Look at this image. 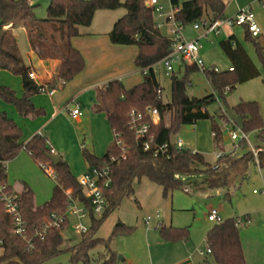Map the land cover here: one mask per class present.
<instances>
[{"label":"trees","instance_id":"1","mask_svg":"<svg viewBox=\"0 0 264 264\" xmlns=\"http://www.w3.org/2000/svg\"><path fill=\"white\" fill-rule=\"evenodd\" d=\"M147 2L148 0H50L46 18L37 19L35 10L38 6L33 4V0H0V72L6 71L20 77L24 88L23 95L19 97L13 89L0 86V100L14 107L20 117H44L46 112L36 108L32 98L59 85L64 88L84 70V57L72 46L71 40L84 35L82 30L92 25L96 12L123 8L125 15L114 23L108 36L113 45L138 48L134 64L143 75L142 83L128 89L120 80H113L98 90L99 110L105 113L111 129L117 135L116 140L122 142V146L114 140L103 158L83 150L84 160L90 169L99 164L110 163L111 184L105 189L108 207L101 217L93 214L85 192L71 173L66 160L58 155L56 157L60 161L53 165L48 138L36 135L24 144L22 129L7 113H0V182L6 181L7 163L22 151L29 153L31 159L39 165H51L56 174L52 196L44 205L36 206L35 194L29 186H25L17 194L30 235L51 213L67 205L66 191H71V195L83 202L90 212L87 233L82 235L78 244L69 249L73 264H94L96 258L91 254L98 247L105 250L99 255L102 264L123 262V258L111 250L110 244L118 237L131 236L136 227L117 222L110 235L104 239L98 237V232L125 200L136 201L134 184L143 179L159 186L163 198L167 199L182 188L184 176L205 175L209 186L219 189L233 186L239 177L247 173L250 165L255 164L264 170V119L258 102L241 100L233 107H220L213 115L209 112V107L218 101L227 105V93L238 85L258 78L261 74L259 68L242 44L235 37H230L220 42V48L231 62V70L206 68L201 71L196 66L184 64L170 75L171 94L169 100L164 101V89L154 66L171 52L174 41L157 28L156 14ZM170 3L179 8L175 20L183 27L203 20L214 22L225 19L226 5L223 0H189L182 3L180 0H170ZM18 24L26 29L30 45L38 57L61 62L57 77L48 84H39L29 77L30 69L24 66L16 41L5 30ZM246 31L247 40L253 44L264 68V48L257 38H253L247 29ZM200 72L212 89L211 94L202 98L190 93L192 76ZM149 108L158 111L160 122L154 125L149 117H144V122L150 124L148 135L153 137V144H168L165 154L155 156L152 151L145 152L142 141H138L130 130L129 114L132 111L145 114ZM227 108H231L243 119L242 130L253 137L254 146L259 149L257 162L244 144L238 148L246 146V152L239 154L234 151L221 155L215 165L209 163L199 152L179 150L176 145H171V136L176 138L182 127L193 126L203 120L211 122L214 142H219L222 132L216 119L227 120ZM112 156L116 158L115 162H110ZM8 192H13L10 186ZM237 222L238 218L225 220L215 224L207 233V249L211 250L209 255L217 264H246L241 229ZM68 225L67 222L62 229H51L44 241L35 240V249L28 251L24 240L14 235L13 219L0 199V264H44L57 257L65 252L62 249V234ZM158 229L166 242H187L190 239V229L187 227L175 228L160 224Z\"/></svg>","mask_w":264,"mask_h":264},{"label":"crops","instance_id":"2","mask_svg":"<svg viewBox=\"0 0 264 264\" xmlns=\"http://www.w3.org/2000/svg\"><path fill=\"white\" fill-rule=\"evenodd\" d=\"M185 1L189 0H181L180 2L182 3ZM223 1L226 5L224 13L225 19L234 17L244 8H249L254 12L256 22L261 28V35L257 38V41L264 48V0ZM161 3L166 11L165 13H169V0H162ZM98 12H96L93 22L95 21ZM115 22L116 20H110L104 24L103 28L100 30L92 32L82 31L84 33L83 36L71 40L72 46L84 57L85 68L73 81L66 84L64 88L57 89L53 96H50L48 93H42L32 98L35 107L43 109L46 112L44 117H20L15 108L6 103L7 106L15 110V114L13 113L10 115L7 110L2 111L7 113L8 116L22 129V141L24 144L28 143L36 135H45L48 138L51 148L55 151V156L59 155L66 160L71 173L76 178L83 177L90 169L84 160L83 150H88L96 157L103 158L106 155L109 146L115 140V134L108 123L105 113L99 110L98 90L104 88L113 80H120L128 89L142 83L143 81L142 73L134 64L135 58L138 55V48L135 46L113 45L110 41L108 34L112 30ZM192 29L194 33L192 38L188 41L196 40L199 42L200 55L206 68H214L217 71H228L232 69L231 62L220 48V42L227 40L230 37H235L252 59L246 48V45L251 42L247 40L248 35L245 27H229L224 25L219 35L207 34L203 27L197 30L194 28ZM5 30L9 31L16 41L24 66L29 68L30 72L35 73V81L37 83L48 84L53 78L57 77L61 62L57 60L41 59L38 57L30 45L26 29L23 25L18 24L10 26L5 28ZM21 37H24L27 42V44H24L25 54L18 42V39H21ZM157 69L158 78L163 72L164 76L169 77L170 79V76L165 75L164 67L162 65L158 66ZM4 73H6V71H1L0 76ZM18 78L20 81L18 82L17 88H12L1 82L0 86H6L13 89L17 95L21 97L24 93V88L22 79L20 77ZM209 88L212 93L210 85ZM198 98L202 97L198 96ZM72 102H75L80 106L81 115L77 118H73L68 110H66V106ZM222 120L224 124H227L226 119ZM193 131L197 134L195 144L196 149L194 152H199L203 155L205 153H212L213 149L210 140L214 137L213 132L211 136H209V139L208 127L205 128L204 126H201V128H198L196 124V127H193ZM183 144L184 148L187 147L185 142H183ZM19 155H28L30 157V154L26 151H22ZM9 163L6 165L7 170ZM252 167L259 168L255 164L250 165L247 173L238 179L242 182L250 179V169ZM259 170L264 171L260 168ZM261 177L262 183H264V176ZM143 180L134 184L135 191L136 186L140 185L141 187ZM5 182L12 188L15 194H19L15 191V187L8 182V174ZM23 185L24 187L29 186L26 182H23ZM144 187L151 188L150 185H145ZM261 192L264 193V185ZM254 194L257 195L259 192L254 190ZM228 197L229 192L225 198ZM260 205L261 203H258V208L252 212L254 213V216L259 217L258 220H254L259 224L253 225L251 218L247 217L248 221L245 219L246 228L241 233L246 264H264V208H260ZM159 207L160 205H158V209H160ZM158 209L152 212L153 214L151 213V215L142 217L141 220L138 219L136 221L137 226H134L136 227V232L133 235L136 237L131 236L134 238L132 239V246L129 253L125 254L121 264H217L211 255H201V249L200 251L198 248L195 249V246L189 245L188 241L176 243L164 241L161 237L158 226L160 224H163L164 226H173L174 217L172 214H170V216L166 215L167 208H165V216H163V214H161L162 212ZM219 216L225 221L220 213ZM254 216L252 215V217ZM148 218H151L149 223H147ZM233 218L237 217H231L228 219ZM174 226L179 225L176 224ZM141 231L143 232L144 242L141 241L140 237L139 239L137 237V234H140ZM99 238L101 237L99 236ZM114 241L115 240L111 242L110 246L112 247L111 250L116 252V250L113 249ZM153 247L157 253L155 256H152ZM136 252L137 254H135ZM146 252L149 254L148 261L146 260Z\"/></svg>","mask_w":264,"mask_h":264},{"label":"rangeland","instance_id":"3","mask_svg":"<svg viewBox=\"0 0 264 264\" xmlns=\"http://www.w3.org/2000/svg\"><path fill=\"white\" fill-rule=\"evenodd\" d=\"M121 1L123 2L124 0ZM49 3L50 0H33V4L38 6L35 10V16L37 19L46 18ZM125 13L126 11L123 8L116 11L102 10L101 12H98L92 25L89 28H84L82 31L92 32L100 30L103 28L104 24L110 20L117 21L123 17ZM155 18L158 23L162 24L160 30L163 35L170 37V31L173 27V23L166 22L164 19H159L157 14ZM183 28V35L185 36L186 40H190L194 33L192 29L193 25ZM18 42L24 53V44H27L26 40L24 37H21V39H18ZM246 48L250 53L252 60L260 69V76L245 84L238 85L232 92L227 93V105L218 101L210 106L209 112L212 115L220 107L224 109L226 106L233 107L241 100H244L258 102L262 117L264 119V68L259 62L253 44H247ZM159 79L164 89L163 99L164 101H168L171 94L170 79L169 77H165L163 72L159 75ZM19 81L20 80L17 76L12 75L9 72H6L0 76V82L7 86H11L12 88H17ZM190 93L196 97H205L207 93H211L208 81L202 72L192 76V87L190 88ZM4 110H7L8 114L10 115L13 113L15 114L14 109L7 106L2 100H0V112ZM216 123L221 129V138L219 142L215 143L212 137L210 143L213 152L210 154H204L206 160L212 165L216 164L219 154L227 155L233 153L234 151L236 153L243 154L248 150L246 146L236 148V145H234L229 138L228 130L230 126L224 124L222 119L217 118ZM201 126H204L205 128L208 127V137L211 136V122L208 120L200 121L197 123V127L201 128ZM193 127H196V125L182 127L176 137L177 139H181L186 143L187 147H185V149L188 148L192 151L196 149L195 144L197 140V134L195 131H193ZM251 140L255 144L253 137H251ZM7 174L8 182L15 187V191L17 193L20 194L24 190L23 182H26L30 188H32V190L35 192V201L37 206H42L50 200L53 189L56 185V181L51 176L47 175L40 165L35 163L28 155H18L14 160H12L11 163H9ZM261 176H264V171L259 170L257 167H252L250 169V179L244 182L237 179L234 185L230 188L219 189L211 188L209 186L208 178L205 175L199 174L193 176H184L182 177V188L176 190L173 195L167 199L163 198L161 194V188L159 186L148 180H143L141 187L140 185L136 186V201L134 199L125 200L120 208L111 214L104 222L98 232V237L100 236L101 238H107L110 235L115 223L118 221H121L127 226H137L136 221L138 219L141 220L142 217L151 215L152 212L158 209V205H160V209L158 210L162 212L161 214L165 216V208H167L166 215L170 216V214H172L174 217V225H179H173L174 227H187L190 229V239L188 244L191 246L194 245L195 249L198 248L199 251L201 249V251L205 252L207 250V244L205 242L207 231L215 225V223H210L208 220V215L212 209L217 210L225 220L231 217H237L241 222L239 224L241 233L246 228L245 219L247 217L251 218L253 225L259 224L254 221L258 220L259 217L254 216V213L252 212L258 208V203H261L260 208H264V193L261 192L263 190L264 183H262ZM79 178L80 177L77 179ZM145 185H150L151 188H145ZM186 188H188L190 193L185 191ZM254 190H257L259 194L255 195ZM228 192L229 197L225 198ZM252 215L254 217H252ZM82 223L87 228L90 227L89 219H84ZM77 224V219L70 216L69 225L64 229L62 234L64 238L62 249L65 250V252H62L57 257L46 261L44 264H73L71 261L72 253L69 251V249L78 244L82 237L75 229ZM133 235L134 234L131 236ZM131 236L118 237L114 239L115 241L113 243V249L116 250V252L119 254V257L124 258L125 254L129 253V250L132 246V239H134ZM137 237L138 239L140 237L141 241L144 242L142 231L140 234H137ZM110 248L112 249L111 246ZM104 251L105 250L102 247H98V249H96V251L91 254L93 258H96L94 264H102V260L99 258V255L103 254ZM1 254L2 250L0 249V255ZM135 254H137V252ZM152 254V256L157 254L154 247L152 248ZM145 255L146 260L148 261L149 254L146 252Z\"/></svg>","mask_w":264,"mask_h":264},{"label":"built area","instance_id":"4","mask_svg":"<svg viewBox=\"0 0 264 264\" xmlns=\"http://www.w3.org/2000/svg\"><path fill=\"white\" fill-rule=\"evenodd\" d=\"M162 0H148V6L151 7L159 19H164L166 22L173 23V27L170 31L171 38L174 43L171 52L158 64L154 66L155 73H158V66L164 67V73L166 76H170L178 67L182 65L196 66L201 71L206 69L204 61L200 55V44L196 40L188 41L183 36V26L175 20L176 13L179 12L178 7H173L169 0V13H165L164 7L161 3ZM226 25L229 27L241 26L245 27L253 38H258L261 35V28L256 22L255 14L249 8H244L238 12L237 15L227 19H217L214 22L203 20L201 23H195L193 28L195 30L203 27L207 34L219 35L222 27ZM162 24L158 23L157 28H161ZM29 77L33 80L36 79L35 73L31 72ZM61 88V85L55 89L47 92L50 96H53L57 89ZM160 93V92H159ZM66 110L73 118H77L80 113L79 104L72 102L66 106ZM149 117L152 124L157 125L160 122L159 113L156 109L149 108L145 114L132 111L129 114L130 130L135 134L138 141H142V147L145 152L152 151L155 156L165 154L168 150V144H153V137H150L149 129L150 124L144 122V117ZM227 125L230 126L228 130L229 138L236 148L239 145L244 144L253 153L254 159L257 162L259 149L255 148L254 143L251 140V136L245 133L242 128L236 126V124L228 117ZM117 135L115 134V140ZM119 146H122V142L116 140ZM175 145L179 150H183L184 144L181 139L175 138ZM51 154L55 156V151L51 148ZM221 154L218 155L219 158ZM115 157H110V162H115ZM40 167L44 172L56 179V174L51 165L41 163ZM81 189L85 192V197L88 199L92 212L95 216L101 217L107 207L108 202L105 197V189L111 184V167L110 163L99 164L96 167H92L89 171L80 179H78ZM8 185L5 181L0 182V199L5 205L7 213L12 217L14 223L13 233L17 237L24 240L26 243V249L33 251L35 249V240L44 241L48 236L51 229H62L68 222L69 217L72 216L77 219L78 224L75 226L76 231L82 236L87 233L88 228L82 223L84 219H89L90 212L86 205L75 199L71 195V191H66L68 196V203L64 208H59L49 217L45 218L43 223L36 227L33 233L30 235L28 225L24 221L20 199L14 192H8ZM187 193L188 189L185 190ZM151 218L147 219V223ZM208 220L211 223H221L223 220L219 216L217 210L212 209L208 215ZM248 220V218H246ZM238 225L241 223L238 220ZM201 255L211 254V250L207 249L205 252L200 251Z\"/></svg>","mask_w":264,"mask_h":264},{"label":"water","instance_id":"5","mask_svg":"<svg viewBox=\"0 0 264 264\" xmlns=\"http://www.w3.org/2000/svg\"><path fill=\"white\" fill-rule=\"evenodd\" d=\"M227 115L228 117L236 124L237 127L243 128L244 121L240 116H237L231 108H227ZM171 145L175 146V136L172 135L170 139ZM50 160L52 161L53 165H56L60 159L54 155L50 156Z\"/></svg>","mask_w":264,"mask_h":264}]
</instances>
